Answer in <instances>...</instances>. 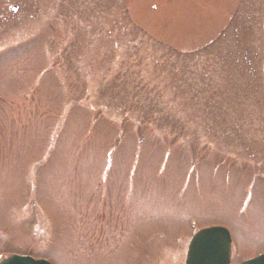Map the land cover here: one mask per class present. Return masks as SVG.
Segmentation results:
<instances>
[{"label":"rangeland","instance_id":"374dc122","mask_svg":"<svg viewBox=\"0 0 264 264\" xmlns=\"http://www.w3.org/2000/svg\"><path fill=\"white\" fill-rule=\"evenodd\" d=\"M214 227L264 255V0H0V261L185 264Z\"/></svg>","mask_w":264,"mask_h":264},{"label":"water","instance_id":"95a60500","mask_svg":"<svg viewBox=\"0 0 264 264\" xmlns=\"http://www.w3.org/2000/svg\"><path fill=\"white\" fill-rule=\"evenodd\" d=\"M17 7H11L15 13ZM232 239L230 232L221 227L199 231L192 239L186 258V264H230ZM0 264H50L46 260H34L32 257L12 256ZM242 264H264V255Z\"/></svg>","mask_w":264,"mask_h":264}]
</instances>
